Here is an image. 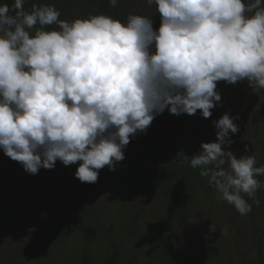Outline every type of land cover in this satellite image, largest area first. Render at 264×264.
<instances>
[{
    "label": "clouds",
    "instance_id": "clouds-1",
    "mask_svg": "<svg viewBox=\"0 0 264 264\" xmlns=\"http://www.w3.org/2000/svg\"><path fill=\"white\" fill-rule=\"evenodd\" d=\"M145 2L155 5L158 29L141 14L69 21L54 4L27 10L25 0L0 2V150L25 172L80 162L74 176L96 183L165 110L210 118L220 81L264 90V0ZM237 118L225 112L213 121L215 141L172 161L199 168L218 199L243 216L260 204L264 165L247 145L239 158L231 151Z\"/></svg>",
    "mask_w": 264,
    "mask_h": 264
},
{
    "label": "rangeland",
    "instance_id": "rangeland-1",
    "mask_svg": "<svg viewBox=\"0 0 264 264\" xmlns=\"http://www.w3.org/2000/svg\"><path fill=\"white\" fill-rule=\"evenodd\" d=\"M34 3L54 4L69 21L103 13L123 22L132 13L160 24L145 0H118L115 7L108 0H25V9ZM217 90L222 99L210 118L200 110L170 114L148 154L138 144L114 171L101 169L96 183L74 176L80 162L57 160L33 175L0 150V264H104L111 232L121 264H264V188L256 194L259 206L242 216L213 185L204 195L203 182L210 184L199 168L172 161L180 150L191 157L201 142L215 141L213 121L228 112L239 127L230 133L231 151L239 158L247 145L264 165V90L253 94L247 82L224 81ZM87 226L97 230L91 244L81 238Z\"/></svg>",
    "mask_w": 264,
    "mask_h": 264
},
{
    "label": "trees",
    "instance_id": "trees-1",
    "mask_svg": "<svg viewBox=\"0 0 264 264\" xmlns=\"http://www.w3.org/2000/svg\"><path fill=\"white\" fill-rule=\"evenodd\" d=\"M6 3H14V0H0ZM170 113L165 110L162 114L156 116L148 127L146 133H137L135 138H130V143L124 149V155L133 150L138 144L141 145L142 151L147 153L152 146L153 137L158 134L169 123ZM212 185H206V181L203 182V193L205 196L211 195ZM97 237V230L92 226H87L83 229L81 238L85 244H91ZM262 252V247H260ZM104 264H121V251L120 245L111 232L108 237L107 252L104 259Z\"/></svg>",
    "mask_w": 264,
    "mask_h": 264
}]
</instances>
